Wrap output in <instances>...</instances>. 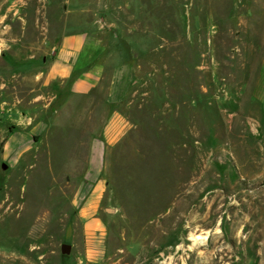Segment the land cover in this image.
<instances>
[{
    "label": "rangeland",
    "instance_id": "374dc122",
    "mask_svg": "<svg viewBox=\"0 0 264 264\" xmlns=\"http://www.w3.org/2000/svg\"><path fill=\"white\" fill-rule=\"evenodd\" d=\"M69 19L93 24L108 73L129 67L124 100L38 79ZM116 107L131 126L104 153L105 235L87 259L80 124ZM43 117L63 122L50 144H5ZM0 264H264V0H0Z\"/></svg>",
    "mask_w": 264,
    "mask_h": 264
},
{
    "label": "crops",
    "instance_id": "0c3cea01",
    "mask_svg": "<svg viewBox=\"0 0 264 264\" xmlns=\"http://www.w3.org/2000/svg\"><path fill=\"white\" fill-rule=\"evenodd\" d=\"M75 26L76 23L69 19L59 42L49 47L45 52L47 56L44 55L39 60L42 69L38 71V79L46 86L52 83L65 84L69 91L68 96L79 99H86L106 83L108 102L119 103L124 100L130 79L129 67L124 62H118L108 73L105 46L101 37L93 30V24L86 22L82 27ZM66 112L69 117H73L83 111ZM59 125L62 126L63 122L56 119L49 121L43 117L27 131L9 132L5 144H34L33 135L38 137L37 144H50L48 132L51 127ZM80 126V132L87 136L86 144L90 146L86 169L81 175L72 201L82 225L85 256L87 259H95L105 235L100 215L108 189V180L103 174L104 153L108 146L118 143L128 133L131 125L124 109L116 107L105 113L104 120L95 130L92 126L87 128L86 123Z\"/></svg>",
    "mask_w": 264,
    "mask_h": 264
},
{
    "label": "water",
    "instance_id": "95a60500",
    "mask_svg": "<svg viewBox=\"0 0 264 264\" xmlns=\"http://www.w3.org/2000/svg\"><path fill=\"white\" fill-rule=\"evenodd\" d=\"M2 170H5L7 168V165L5 163H2L1 165ZM72 245L66 242H63L60 246V252L64 256H69L71 254Z\"/></svg>",
    "mask_w": 264,
    "mask_h": 264
},
{
    "label": "bare ground",
    "instance_id": "6f19581e",
    "mask_svg": "<svg viewBox=\"0 0 264 264\" xmlns=\"http://www.w3.org/2000/svg\"><path fill=\"white\" fill-rule=\"evenodd\" d=\"M206 236H198V235H196V236H194V237H192V239L194 240V241H197V240H200L201 241V239L203 240L204 238H205Z\"/></svg>",
    "mask_w": 264,
    "mask_h": 264
}]
</instances>
